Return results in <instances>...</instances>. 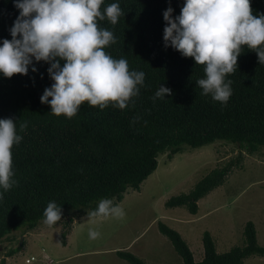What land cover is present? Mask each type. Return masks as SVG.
Masks as SVG:
<instances>
[{
  "label": "trees",
  "instance_id": "16d2710c",
  "mask_svg": "<svg viewBox=\"0 0 264 264\" xmlns=\"http://www.w3.org/2000/svg\"><path fill=\"white\" fill-rule=\"evenodd\" d=\"M215 141L264 149V0H0V243L58 216L65 245L74 220L139 191L159 154ZM240 162L165 206L196 215ZM157 226L183 264L264 258L251 221L224 253L204 232L199 262Z\"/></svg>",
  "mask_w": 264,
  "mask_h": 264
},
{
  "label": "rangeland",
  "instance_id": "374dc122",
  "mask_svg": "<svg viewBox=\"0 0 264 264\" xmlns=\"http://www.w3.org/2000/svg\"><path fill=\"white\" fill-rule=\"evenodd\" d=\"M240 157L222 186L198 201L191 215L184 207L167 208L171 197L186 194L214 168ZM156 170L139 191L128 189L115 209L106 215H84L73 221L62 245L64 218L49 217L25 234L16 231L0 243V260L18 249L5 264H129L115 251H128L144 264H183L172 244L158 230L163 222L187 243L194 260L203 258L202 236L209 232L218 253L241 246L243 229L253 222L257 242L264 247V149L253 155L236 145L215 141L181 151L167 159L159 154ZM243 264H264V258L249 257Z\"/></svg>",
  "mask_w": 264,
  "mask_h": 264
}]
</instances>
